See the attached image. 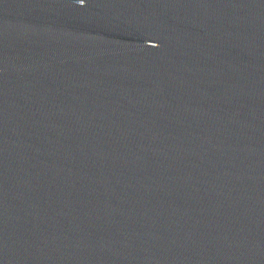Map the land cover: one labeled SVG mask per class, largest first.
I'll return each mask as SVG.
<instances>
[{
	"label": "water",
	"instance_id": "water-1",
	"mask_svg": "<svg viewBox=\"0 0 264 264\" xmlns=\"http://www.w3.org/2000/svg\"><path fill=\"white\" fill-rule=\"evenodd\" d=\"M0 264H264V0H0Z\"/></svg>",
	"mask_w": 264,
	"mask_h": 264
}]
</instances>
